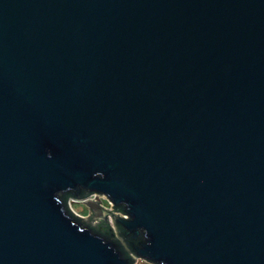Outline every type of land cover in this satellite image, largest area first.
<instances>
[{
  "label": "water",
  "instance_id": "water-1",
  "mask_svg": "<svg viewBox=\"0 0 264 264\" xmlns=\"http://www.w3.org/2000/svg\"><path fill=\"white\" fill-rule=\"evenodd\" d=\"M136 258L264 264V0H0V264Z\"/></svg>",
  "mask_w": 264,
  "mask_h": 264
},
{
  "label": "built area",
  "instance_id": "built-area-1",
  "mask_svg": "<svg viewBox=\"0 0 264 264\" xmlns=\"http://www.w3.org/2000/svg\"><path fill=\"white\" fill-rule=\"evenodd\" d=\"M89 198H92V199H94V200H97V201L100 203V205H102L103 207H105V208H107V209H110V210H113V205H112L111 201H110V200H109L104 194H99V193L94 192V193H92V194L89 196ZM102 199H103V200H102ZM73 201H81V200H77V199H75V198L70 197V198H68V206H69V208L72 210V212H73L74 214H76V215L80 216L82 219H84V218L82 217V215H80L78 212H76V211L73 209V205H72V202H73ZM104 201H105V204L103 203ZM81 202H82V201H81ZM89 215H90V211H89ZM89 215H88V218H89ZM84 220H85V219H84ZM86 221H88V222H89L90 224H92V225H96V224L99 223L98 220H91L90 218H89L88 220H86ZM109 223H110V226H111L112 230H113L114 232H116V231H115V227L113 226V224H112L110 218H109Z\"/></svg>",
  "mask_w": 264,
  "mask_h": 264
},
{
  "label": "rangeland",
  "instance_id": "rangeland-1",
  "mask_svg": "<svg viewBox=\"0 0 264 264\" xmlns=\"http://www.w3.org/2000/svg\"><path fill=\"white\" fill-rule=\"evenodd\" d=\"M103 200V199H102ZM105 204V201L103 202ZM73 209L78 212L85 220H88L89 209L84 202L73 201ZM133 264H154L141 258H136Z\"/></svg>",
  "mask_w": 264,
  "mask_h": 264
},
{
  "label": "trees",
  "instance_id": "trees-1",
  "mask_svg": "<svg viewBox=\"0 0 264 264\" xmlns=\"http://www.w3.org/2000/svg\"><path fill=\"white\" fill-rule=\"evenodd\" d=\"M69 197V194H66L65 195V198L67 199ZM120 209H121V207H119ZM77 219H79L80 220V218L79 217H76ZM93 229H95V230H97V231H99L100 233H103V234H109V230H110V227H109V225L108 224H104V223H102V222H99L97 225H93V226H91ZM123 254L124 255H126V256H128V252L125 250V251H123Z\"/></svg>",
  "mask_w": 264,
  "mask_h": 264
}]
</instances>
